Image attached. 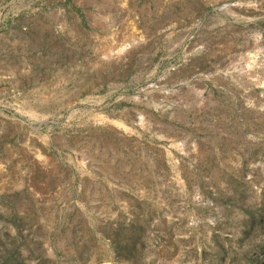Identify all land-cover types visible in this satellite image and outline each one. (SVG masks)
Returning a JSON list of instances; mask_svg holds the SVG:
<instances>
[{"label": "rangeland", "instance_id": "obj_1", "mask_svg": "<svg viewBox=\"0 0 264 264\" xmlns=\"http://www.w3.org/2000/svg\"><path fill=\"white\" fill-rule=\"evenodd\" d=\"M0 264H264V0H0Z\"/></svg>", "mask_w": 264, "mask_h": 264}]
</instances>
